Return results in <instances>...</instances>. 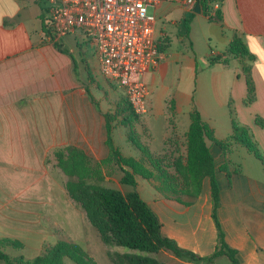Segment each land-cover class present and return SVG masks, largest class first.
Returning a JSON list of instances; mask_svg holds the SVG:
<instances>
[{"label": "crops", "instance_id": "crops-1", "mask_svg": "<svg viewBox=\"0 0 264 264\" xmlns=\"http://www.w3.org/2000/svg\"><path fill=\"white\" fill-rule=\"evenodd\" d=\"M185 2L161 0L153 9L155 38L161 31L171 39L164 44L158 65L143 76L147 113L138 117L133 137L167 164L183 158L189 114L195 108L217 140L230 136L232 119L246 127L264 158V126L255 123L256 118L264 121V0L215 4L214 9L222 12L221 23L194 14ZM48 8V0H0V239L18 240L24 246L22 253L28 249L39 254L65 241L79 245L96 264H114L110 253L128 252L102 243L84 212L68 198L65 175L49 161L65 147L83 151L92 165L108 156L103 115L108 108L92 92L104 90L105 79L92 48L90 57L81 51L86 44L80 37L68 35L57 43L45 38ZM188 18L186 34L182 21ZM198 19L218 29L206 34V48L196 47V29L202 28ZM234 34L255 56L249 63L255 99L249 105L244 104L247 88L242 72L248 62H208L226 50ZM196 50H210L201 52L204 63L198 75ZM168 95L176 102L173 116L166 106ZM113 141L125 157H140L123 127H115ZM207 146L216 168L218 219L226 243L237 251L240 264H264V164L239 144L226 154L210 141ZM222 166L226 172L218 169ZM117 171L112 178L104 173V186L122 194L135 190L158 217L164 237L200 257L212 254L217 231L208 179L203 180L198 198L185 206L164 196L153 181L136 177L135 187L122 185V173ZM153 257L164 264H208L178 258L167 250ZM213 264L231 263L219 257Z\"/></svg>", "mask_w": 264, "mask_h": 264}, {"label": "trees", "instance_id": "trees-1", "mask_svg": "<svg viewBox=\"0 0 264 264\" xmlns=\"http://www.w3.org/2000/svg\"><path fill=\"white\" fill-rule=\"evenodd\" d=\"M196 2L200 5L201 14L209 22H222V12L220 9H214V5L222 4L223 0H196ZM47 21L46 18L43 23L45 34L48 33L49 28ZM190 21V18L182 21V28L186 34L189 32ZM157 46L159 52L164 51V45L157 44ZM56 47L62 50L60 45L57 44ZM230 59L248 62L243 65L242 72L247 88L244 104L249 105L255 99V87L249 64L255 60V56L237 34L233 35L224 52L210 57L208 62L211 65L226 64ZM86 73L90 78L87 68ZM86 93L97 107L87 90ZM125 101L126 110L116 112L114 115L103 114L106 121L105 145L108 148V156L105 159L92 165L91 159L83 151L73 147L57 149L53 154L57 168L67 176L64 187L68 198L84 212L89 224L97 230L102 243L143 254H112L111 259L114 264H164L153 257L161 250L170 251L174 256L191 262L213 264L219 257H226L231 264H240L237 251L226 243L225 234L218 219L220 191L215 178L214 160L207 141L217 145L223 154H226L232 145L239 144L264 164V158L249 130L232 119L230 136L225 140H217L213 130L202 120L197 109L193 108L189 114L190 123L185 134V156L183 158L179 156L174 162L167 164L173 168L177 167V178H172L166 172L167 165L135 141L130 129L133 122H138V116L132 112L127 100ZM125 111H128L127 115ZM168 111L173 116L175 108L172 107ZM255 123L260 127L264 126V121L259 118L255 119ZM115 127L126 129L128 142L139 152L138 159L125 157L115 146L113 141ZM107 164H113L121 171L122 185L135 187L136 177L153 181L155 188L164 196L172 197L185 206L191 205L198 198L203 180L208 179L212 200L211 217L217 231L216 246L212 254L200 257L164 237L158 217L135 190L122 194L118 190L104 186L103 167ZM218 169L226 172V166ZM226 174L229 178L230 174ZM23 248V244L18 240L0 239V264L1 262L3 264H66L65 260H69L72 264H96L79 245L65 241H58L30 260L22 256L11 257L6 254L7 249L20 251Z\"/></svg>", "mask_w": 264, "mask_h": 264}, {"label": "built area", "instance_id": "built-area-1", "mask_svg": "<svg viewBox=\"0 0 264 264\" xmlns=\"http://www.w3.org/2000/svg\"><path fill=\"white\" fill-rule=\"evenodd\" d=\"M161 0H48L45 12L52 43L68 35L92 48L100 75L116 84L136 116L147 113L148 89L143 76L155 68L161 53L154 15ZM196 0H186L192 9Z\"/></svg>", "mask_w": 264, "mask_h": 264}, {"label": "rangeland", "instance_id": "rangeland-1", "mask_svg": "<svg viewBox=\"0 0 264 264\" xmlns=\"http://www.w3.org/2000/svg\"><path fill=\"white\" fill-rule=\"evenodd\" d=\"M148 14L153 15V9L152 8L148 9ZM198 20H200L199 22H200L202 28L198 27L196 29V35H195L196 47L206 48L207 45H209V42H208L209 38H206V34L210 33V35H212L213 33H217L218 29L212 23H208L206 21H203L202 19H198ZM158 32L160 34L156 38L157 44L164 45L170 41L171 38L168 35H166L165 32L164 33H161V31H158ZM90 50H91V48L89 46L84 45L81 51H83L85 54H87L89 56ZM209 51L210 50H196L197 64H198L197 75L199 74L200 67L204 63L203 59H201V54H202L201 52H203V53L208 52L209 53ZM89 63H90V61H89ZM77 67L79 68L78 71H80V69H81L80 62H77ZM86 68L90 72V65H88ZM105 80H104V85H105L104 90H101V92H99L96 89H94L92 91L93 95L95 97H97V98L99 97L100 99H102L100 101H101V104L103 105V107L105 106L106 108H108V109H106L105 114L114 115L116 112L120 113L122 110H126L127 109V104L125 103L126 98H125L124 94L119 90L120 88L116 84H114L108 80H106V81ZM166 106H167V109H170L172 107L176 109V102H175L172 95H168L166 97ZM127 114H128V111H125V115H127ZM138 117H140V116H138ZM136 125H138L137 122H133L131 124V129L129 128L132 135L134 133V131H132V130L135 128ZM125 132H126V129H125ZM135 141H137V140L135 139ZM49 161L51 162V164L53 166H55V168H57L56 161H55L53 156L51 157V159ZM160 161L164 165H167L166 160H160ZM103 168H104L103 173H105L106 177L112 178V177H114V175L118 174V171H117L118 169L113 164H107ZM165 169H166L167 174L170 177L177 178V175H176L177 167L173 168V167L167 165V167H165ZM66 180H67V176H65V182H66ZM177 183L179 184V182H177ZM108 188L114 189V187H108ZM113 248H115V247H113ZM118 250H124V251L131 253V254H134V255L135 254L136 255H139V254L143 255L142 253H140L138 251H129L126 249H118ZM6 254H8L11 257L22 256L24 259H33L34 257L40 255L38 251H33V250L29 251L28 249L23 253L21 251H16L13 249H7ZM113 255H115V253ZM111 256H112V253H110V259H111ZM65 262H66V264H72L69 260H65ZM1 264H3V263L1 262Z\"/></svg>", "mask_w": 264, "mask_h": 264}, {"label": "water", "instance_id": "water-1", "mask_svg": "<svg viewBox=\"0 0 264 264\" xmlns=\"http://www.w3.org/2000/svg\"><path fill=\"white\" fill-rule=\"evenodd\" d=\"M192 12H193L194 14H197V15L201 14V8H200V5H199L198 2H196V3L194 4V6H193V8H192Z\"/></svg>", "mask_w": 264, "mask_h": 264}]
</instances>
